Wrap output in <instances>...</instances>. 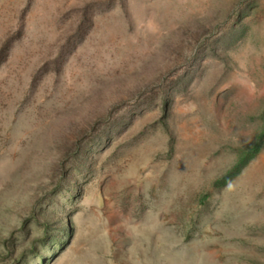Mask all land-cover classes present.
<instances>
[{"label": "rangeland", "instance_id": "rangeland-1", "mask_svg": "<svg viewBox=\"0 0 264 264\" xmlns=\"http://www.w3.org/2000/svg\"><path fill=\"white\" fill-rule=\"evenodd\" d=\"M264 0H0V264H264Z\"/></svg>", "mask_w": 264, "mask_h": 264}, {"label": "trees", "instance_id": "trees-1", "mask_svg": "<svg viewBox=\"0 0 264 264\" xmlns=\"http://www.w3.org/2000/svg\"><path fill=\"white\" fill-rule=\"evenodd\" d=\"M263 143H264V123L259 133L258 141L254 142L253 144L241 150V155L237 160L234 168L236 170H239L242 166H244L251 158L255 156V154L259 151Z\"/></svg>", "mask_w": 264, "mask_h": 264}]
</instances>
